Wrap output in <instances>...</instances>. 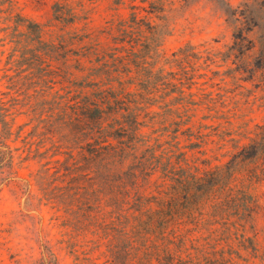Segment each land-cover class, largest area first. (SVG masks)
<instances>
[{
  "label": "rangeland",
  "instance_id": "rangeland-1",
  "mask_svg": "<svg viewBox=\"0 0 264 264\" xmlns=\"http://www.w3.org/2000/svg\"><path fill=\"white\" fill-rule=\"evenodd\" d=\"M3 118L0 264H264V0H0Z\"/></svg>",
  "mask_w": 264,
  "mask_h": 264
},
{
  "label": "trees",
  "instance_id": "trees-1",
  "mask_svg": "<svg viewBox=\"0 0 264 264\" xmlns=\"http://www.w3.org/2000/svg\"><path fill=\"white\" fill-rule=\"evenodd\" d=\"M17 106V105H16ZM15 106V107H16ZM24 108H25V110H26V102H25V104H24V106H23ZM1 125H2V127H3V129L5 130V128H6V126H7V122L4 120V118L1 120ZM4 144L1 142L0 143V166H2V165H4V163L6 162V161H10V159H11V155L8 153V152H6L5 150H4Z\"/></svg>",
  "mask_w": 264,
  "mask_h": 264
}]
</instances>
